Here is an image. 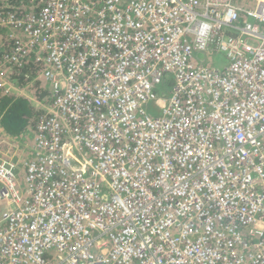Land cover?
<instances>
[{"label":"built area","instance_id":"obj_1","mask_svg":"<svg viewBox=\"0 0 264 264\" xmlns=\"http://www.w3.org/2000/svg\"><path fill=\"white\" fill-rule=\"evenodd\" d=\"M30 61L57 114L0 144V264H264V0H0V94Z\"/></svg>","mask_w":264,"mask_h":264},{"label":"trees","instance_id":"obj_2","mask_svg":"<svg viewBox=\"0 0 264 264\" xmlns=\"http://www.w3.org/2000/svg\"><path fill=\"white\" fill-rule=\"evenodd\" d=\"M40 70L35 62L27 64L16 71L13 79L19 86L30 84L33 95L40 101H50L51 92L48 85L41 79L32 81V77ZM44 108L36 106L34 102L17 94H0V117L4 132L9 136L25 137L32 133L35 124L43 114Z\"/></svg>","mask_w":264,"mask_h":264},{"label":"bare ground","instance_id":"obj_3","mask_svg":"<svg viewBox=\"0 0 264 264\" xmlns=\"http://www.w3.org/2000/svg\"><path fill=\"white\" fill-rule=\"evenodd\" d=\"M253 13H254V16L251 19H253L255 17V12H253ZM242 20L246 22L245 19H242ZM10 80L14 81L16 79L10 78ZM42 81L45 82L47 85L51 86V89H49V90H50L51 96H52L53 86L44 80H42ZM51 98L52 97H50V101H51ZM31 100L34 102V104L36 106H40V107L48 106L50 103V101L47 103H44V102L38 100L35 96H33ZM39 101L41 102L42 105L39 104ZM70 113L71 112L66 111V112L58 115V117H57L58 122H62V123L68 122L71 119ZM48 114L54 115V114H57V111L55 109H50V110L44 109L43 114L40 116V118L38 119V121L35 124V129L31 130L32 133L28 136H25V137L9 136L8 134H6L4 132L3 128L1 127L2 130H0V144H3L4 142H6V144L8 146H10L12 149H14L15 151H20L19 153L16 154V158L18 160H21L24 162H33V160H36L38 158V154H39V150H36L33 146L34 142L38 139V136L47 137L48 135H45V134H47L49 128H52V127H46L48 129H43V126L41 125V118L43 116L48 115ZM42 130H44V131H42ZM29 146L31 148H29ZM78 150H79V147H77V145L74 143V147L72 149V152H76ZM22 158H24V159H22ZM24 177H25V173H21V176H20L21 180H24ZM199 184L203 187H209L210 183L207 181L200 180ZM4 202H6V201L4 200ZM211 206H212V203L210 202L209 207H211ZM189 212H191V213H188V214H192V210ZM215 212H216V209H211L210 211L207 212L205 217H208V219H211V217L213 216V214ZM202 213L203 212H201V214ZM201 214H199V215H201ZM216 221L217 220H215L214 222H216ZM261 222H263V220H260V224H259L260 226H261ZM233 237L236 239L237 243L240 246L245 245V247H242L240 249V251L238 252L239 255H242L245 257L250 251H253V249L255 248L257 237L255 236L254 226H253L251 221H246L243 225L239 226ZM229 242H230V238H226V239H222L220 244H223L226 246L229 244Z\"/></svg>","mask_w":264,"mask_h":264},{"label":"rangeland","instance_id":"obj_4","mask_svg":"<svg viewBox=\"0 0 264 264\" xmlns=\"http://www.w3.org/2000/svg\"><path fill=\"white\" fill-rule=\"evenodd\" d=\"M214 58H216V61H214ZM224 58V56L223 55H221V54H213V61L210 59L209 60V64H214V65H216L217 64V61H219V60H221V59H223ZM48 87H49V89H51V86L50 85H48ZM26 92H28L27 90H26ZM5 203L6 202H3V203H1L0 204V210L1 211H3L4 210V208H5Z\"/></svg>","mask_w":264,"mask_h":264}]
</instances>
